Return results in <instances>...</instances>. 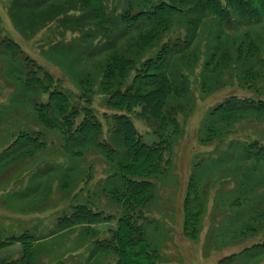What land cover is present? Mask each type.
I'll use <instances>...</instances> for the list:
<instances>
[{
  "label": "rangeland",
  "instance_id": "obj_1",
  "mask_svg": "<svg viewBox=\"0 0 264 264\" xmlns=\"http://www.w3.org/2000/svg\"><path fill=\"white\" fill-rule=\"evenodd\" d=\"M13 1L0 0V40L6 34L22 50L12 57L0 41V264L115 263L117 254L106 243L113 238L123 203L133 212L128 205L136 204L139 194L123 203L113 199L109 182L122 186L123 179L112 172L115 160L96 146L99 132L83 145L65 140L57 110H68L70 102L85 107L80 97L90 95L88 107L102 123L101 136L116 150L124 148L104 118L120 113L116 109L124 101L111 97L112 108L108 94L124 72L117 63L106 75L103 69L113 59L134 55L141 72H149L145 59L156 60L163 43L175 38L186 48L171 55L164 81L168 93H175L170 102L191 112L169 167L145 193L142 218L147 219L139 222L159 255L157 264H264V158H248L249 143L264 142V112L208 117L232 95L264 99V17L243 23L246 15L242 20L228 9L233 23L226 25L202 3L203 12H194L197 24L173 15L169 31L151 40L162 25L128 35L120 19L126 4L136 9L141 0H100L96 5L90 0L87 6L85 0H52L33 8H14ZM261 5L252 6L260 13ZM25 55L41 65L35 64L40 67L36 77L48 84L45 76H53L62 93L60 103L51 102L54 121L36 107L48 93L25 84ZM132 72L125 71L128 76ZM134 115L126 116L141 132L152 128ZM178 118L183 119L181 113ZM114 119L118 126L126 118ZM204 121L215 131L214 138L202 129ZM190 177L188 206L184 199ZM76 204L84 206L78 215L90 220L73 216L66 221ZM88 206L100 217L85 215Z\"/></svg>",
  "mask_w": 264,
  "mask_h": 264
},
{
  "label": "trees",
  "instance_id": "obj_2",
  "mask_svg": "<svg viewBox=\"0 0 264 264\" xmlns=\"http://www.w3.org/2000/svg\"><path fill=\"white\" fill-rule=\"evenodd\" d=\"M49 1L52 0H14L12 2L13 6H11L14 8L16 6L33 8L37 4L41 6ZM81 1L83 2V0ZM93 1L94 5L101 4L100 0ZM141 1L144 3L137 6L136 9H132V4H126L129 7L122 10L120 19L125 26L123 28L124 34L126 33L128 35L135 30L145 31V29L154 27L155 25H162L163 27L161 30L155 33L151 40L156 39L159 34L163 32L166 34L169 31L173 15L190 17V21L192 20V22H194L193 24H197L199 22V14L195 13L203 12L202 3H205L209 11L215 13L222 21V24L224 23L226 25L233 23V20L230 21V19H228V9L230 11L233 10L242 20L243 15H246L243 23L244 21L246 23H253L255 20L264 17V0H156L148 5L145 4V1ZM258 1L262 4L260 6L262 10L260 13L256 10ZM89 3L90 0H85V6L89 5ZM253 3L256 6H252ZM99 9L101 10V8ZM60 11L64 12L65 8ZM167 17L170 18L168 21H166ZM177 39L175 38L173 42L170 40L164 42L158 49L156 60H152L151 58L145 59L150 64L149 72H141L142 66L139 63L140 60L137 58V61H135L134 55L130 59L122 58L120 62L113 59L114 61H112V64L108 62L103 69V74L106 75L115 69L116 65L114 63H117L119 69L124 72L125 78L123 79V76L118 77L115 88H112V91L110 90L108 94L109 105L112 106V108L113 101L111 97H118L117 99L124 101V103L119 104V107L116 109L119 110L120 113H113L111 115L104 114L108 129L115 132L116 135L120 137L123 141L124 148L116 150L106 138L101 136L103 130L102 123L98 119L93 107H88V105H90V95H83L80 97L83 102L86 103L85 107H80L70 102V108L68 110H57V112L63 116L65 140L74 141L77 145H83L89 141L88 138L90 136H95V134L99 132L96 138V146L101 149L106 158L115 160V166L112 168L114 171L112 172H115L114 174L117 175L118 178L123 179L122 186H116L114 183L109 182V184L113 186H111L113 188V199L117 202H122L121 200H126L127 197L129 198L137 193L139 194V199L136 200L137 203L128 205L132 207L131 210L133 212L125 210V205L122 202L124 210H121L117 228L114 231L115 233H113L112 240L106 243V245H108L106 249H114L117 254L115 263L113 262V264H157V261L160 260L157 251L151 248L150 244L147 242L144 234V224L139 222V218L143 220L147 219V217L142 218L143 208H145L144 201L147 198L145 193L153 188L155 179L158 177L160 178V176L164 174L163 172L169 167L170 160L172 159V150L177 139L183 135L186 116L191 112V110L185 111L180 106L170 102V96L175 93H168L170 88L164 81V71L168 64V60L172 58L171 55L179 50L180 53H182L186 48V43H178L176 41ZM0 41L13 55L12 57H16L14 55L16 52L22 53L19 44L6 37V34L3 35ZM156 45L157 44H154L152 47L156 48ZM138 51H140L139 47L135 53ZM143 55H145V53H142V56ZM23 59L26 61L25 63L27 65L25 84L31 85L34 83L48 93L46 101L37 102V111H40L43 117H52L51 114L53 111L50 110L51 102L57 101L60 103L59 95L62 93L55 88V79L53 76H45L48 84H45V82L36 77V73L41 65H39L35 59L28 55H25ZM121 63L125 65L122 66L120 65ZM129 70L133 72L128 76L125 71ZM153 79H155V81H153ZM140 84L141 87H139ZM149 85L152 86L151 89H143L144 87L147 88ZM129 97L132 99H129ZM151 98H153V102ZM65 100L68 103L70 99L66 96ZM245 110H251L256 113L258 111L259 113L264 112V99H243L232 95L226 97L223 101L219 102L216 107L211 109L208 113V117L225 119L230 116H235L237 113L246 112ZM130 112L135 114V118L145 122L152 128H148L146 133L141 132L133 120H130L126 116L127 113ZM180 113L182 114V120L178 118ZM116 117L117 119L123 117L126 119H123V121L119 122L118 126H116L114 122L116 120L114 118ZM52 120H56L55 116L52 117ZM97 121H99L100 125ZM208 122L210 123L209 120ZM209 125L207 121H204L202 129L214 138L215 131ZM98 128H100V130H98ZM213 132L214 135H212ZM100 136L101 138H99ZM146 137L150 142L145 140ZM215 138H217V141H221L218 137ZM75 140L81 141L76 142ZM248 155H250L248 157L249 159L257 160L259 158H264V142L254 141L249 143ZM110 174L111 172L107 175L108 181L111 179ZM192 180L194 179L190 177L188 193L184 199L188 206L189 200L191 201L189 196L192 190ZM74 207H76V211H72L73 213L71 212L66 217V221L70 220L69 218L73 216L82 221L90 220L84 219L78 215L77 209L84 207L82 204H76ZM91 207L92 206H88V211L84 214L86 215V213H88L94 216V218H98V215L100 217V212L93 211ZM134 214H136L137 217H135ZM27 239L31 240V237L29 236ZM98 242L99 241H97V243ZM3 244L4 243H0V246ZM101 245L98 243V246Z\"/></svg>",
  "mask_w": 264,
  "mask_h": 264
}]
</instances>
